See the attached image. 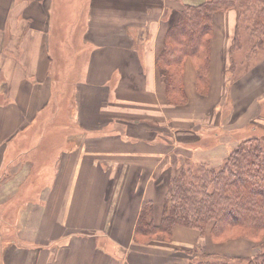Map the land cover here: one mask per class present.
<instances>
[{"label": "crops", "instance_id": "crops-1", "mask_svg": "<svg viewBox=\"0 0 264 264\" xmlns=\"http://www.w3.org/2000/svg\"><path fill=\"white\" fill-rule=\"evenodd\" d=\"M203 1L87 0L76 20L91 49L79 66L83 52L72 53L81 77L69 87L68 0H0V264H188L215 254L202 237L227 241L179 224L170 240L134 238L145 201L160 222L182 168L221 166L264 126L259 108L241 115L237 103L263 88L264 63L232 76L235 8L214 14L207 92L187 57V100H167L157 66L166 32ZM38 137L60 138L44 161L29 156Z\"/></svg>", "mask_w": 264, "mask_h": 264}, {"label": "trees", "instance_id": "trees-1", "mask_svg": "<svg viewBox=\"0 0 264 264\" xmlns=\"http://www.w3.org/2000/svg\"><path fill=\"white\" fill-rule=\"evenodd\" d=\"M230 8L238 12L233 54L243 49V19L248 20L250 27V55L264 50V0H204L185 4L176 22L169 26L157 60L168 102L183 104L187 100L183 85L187 57L195 65L198 91L207 92L214 14ZM153 212V202L145 201L135 241L170 240L174 226L179 224L196 228L201 234L209 231L214 241L244 237L253 242L251 247L256 250L241 255L202 253L188 264H264V138L255 136L241 141L217 168L205 162L182 168L170 179L159 223H154Z\"/></svg>", "mask_w": 264, "mask_h": 264}, {"label": "rangeland", "instance_id": "rangeland-1", "mask_svg": "<svg viewBox=\"0 0 264 264\" xmlns=\"http://www.w3.org/2000/svg\"><path fill=\"white\" fill-rule=\"evenodd\" d=\"M86 2L87 0H68L67 6H68V51H69V56H68V65L73 66L72 68L69 67V71L72 70V72L68 73V83L70 87V82H74L76 79H79L81 75L79 73L73 72V69L75 68L76 65V60L73 57L72 58V53L75 52V50L82 51L83 54L82 56L78 57V66L80 65V62L82 61L85 64L86 61V56L89 50L91 49V46L89 43L81 42V35L85 31V24L81 23L80 21H77L76 18L78 15H83L85 13V7H86ZM234 12L235 9L232 8ZM80 17V16H79ZM237 18V14H236ZM81 19V17H80ZM82 20V19H81ZM55 26L53 25V28ZM240 35L242 38V50L241 51H236L235 53V70L232 72V76L236 75L242 77L245 76V74L249 73L251 70H253L257 65L262 66L264 63V50L260 51L256 56H251L250 55V27L248 26V20L243 19L240 22ZM233 56V57H234ZM263 66L260 68L262 71L261 75L262 77L260 78L263 79L264 72H263ZM261 85H259L258 92L254 93L253 97L251 98L250 96L245 100L244 104L242 105L239 101L237 103L241 105V107L244 108V111L241 113V115L246 113V110H249L250 106L254 104L253 109L259 108L260 111L259 114H255L254 117L258 118L260 121H264V86L263 88L259 91V88ZM71 90L68 89L66 93V97L70 98L72 96ZM57 97L60 98V94L57 93ZM58 98V99H59ZM238 105V106H239ZM53 107V106H52ZM51 109V108H50ZM54 110V109H53ZM229 113V111H228ZM252 113H250L251 116ZM249 114H247L248 116ZM262 121L263 125L264 122ZM247 134L248 132L245 131ZM254 133V134H253ZM250 136L256 135L257 137L264 138V126L260 127V131L258 134H255V132H252L250 130L249 132ZM60 138L52 137V138H47V137H38L36 138V142L34 143L35 148H33L30 151L29 156H36V159H40L41 161H44L46 156H52L53 152H55L58 147H60V144L58 143ZM52 147V148H50ZM44 159V160H43ZM196 166V165H195ZM193 166V167H195ZM188 168V167H186ZM185 168V169H186ZM34 171V169H33ZM175 176V175H174ZM28 183H35L34 179V173L31 175ZM24 190V187H23ZM23 192V191H22ZM22 192L20 194H22ZM202 243H206L205 246L208 247V244H212V249L215 250V254L218 256H223L225 253H228L229 251H235L231 254H250L256 251L254 247L251 245L253 244L252 241L247 240L244 237H238L234 239H229L225 242L221 243H215L212 242L209 237H202Z\"/></svg>", "mask_w": 264, "mask_h": 264}]
</instances>
